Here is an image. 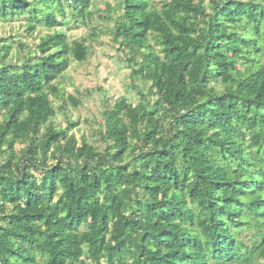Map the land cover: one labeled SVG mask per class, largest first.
<instances>
[{"label": "trees", "instance_id": "16d2710c", "mask_svg": "<svg viewBox=\"0 0 264 264\" xmlns=\"http://www.w3.org/2000/svg\"><path fill=\"white\" fill-rule=\"evenodd\" d=\"M207 1H121L140 100L108 104L101 148L59 81L90 58L67 9L92 20L93 0H0V23L45 28L22 65L0 38V264L264 261V0Z\"/></svg>", "mask_w": 264, "mask_h": 264}, {"label": "rangeland", "instance_id": "374dc122", "mask_svg": "<svg viewBox=\"0 0 264 264\" xmlns=\"http://www.w3.org/2000/svg\"><path fill=\"white\" fill-rule=\"evenodd\" d=\"M121 1L93 0L92 20L80 23H76L70 9H67L70 25L64 26L69 42L85 38L90 50V58L86 62H72L67 73L59 80L62 87L80 101L78 108L69 106L70 119L79 124L72 133L78 140L85 137L101 148L104 146L100 132L108 104L114 105L122 98H127L132 104H138L140 100L138 91L131 86V68L128 66L127 55L113 40L112 30L120 14ZM40 30V33L29 32L25 17L0 23V38H11L8 44L12 49L6 62L22 65L43 36L45 28ZM136 85L144 90L149 86L142 81ZM153 99L151 97L150 101ZM55 123L65 128L68 119L64 113L59 112Z\"/></svg>", "mask_w": 264, "mask_h": 264}]
</instances>
